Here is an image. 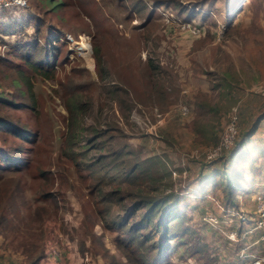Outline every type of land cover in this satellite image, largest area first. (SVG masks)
<instances>
[{
  "label": "rangeland",
  "instance_id": "rangeland-1",
  "mask_svg": "<svg viewBox=\"0 0 264 264\" xmlns=\"http://www.w3.org/2000/svg\"><path fill=\"white\" fill-rule=\"evenodd\" d=\"M46 1L0 9V122L27 133L22 137L0 125V149L20 161L0 170V210L8 212L7 220L11 209L22 216L21 232H7L5 223V231L0 227V264H24L21 242L43 248L38 264H47L51 250L59 252L62 264H107L104 247L123 262L114 228L107 224L124 211L111 204L101 214L94 187L99 176L106 179L103 190L122 187V196L129 194L127 206L137 191L148 197L169 190L185 195L186 212L212 248L214 264L238 257L244 244L254 254L264 253V242L254 235L227 243L220 233L239 229L235 220L231 226L223 220L230 209L240 207L252 216L256 197L264 196V0H241L234 13L238 0H54L55 6ZM186 23L199 32L191 35ZM20 40L45 48L54 44L47 75L42 67L25 65L16 48ZM18 70L27 76L32 102ZM72 102L80 110L74 112ZM233 107V142L210 164V170L237 174L239 190L231 206L220 201L218 177L202 198L195 197L190 181L203 159L190 154L216 142ZM66 140L73 141V150L101 141L74 161ZM98 152L104 157L93 167ZM113 152L124 168L159 155L169 175L161 178L158 169L147 176L139 162L132 182L112 180ZM21 194L28 209L19 206ZM35 207L48 211L44 220L31 221ZM160 214L153 213L150 222ZM205 214L218 219L216 226L202 219ZM150 222L144 228L149 238ZM180 252L177 247L169 255L170 264H207L184 253L181 259Z\"/></svg>",
  "mask_w": 264,
  "mask_h": 264
},
{
  "label": "trees",
  "instance_id": "trees-1",
  "mask_svg": "<svg viewBox=\"0 0 264 264\" xmlns=\"http://www.w3.org/2000/svg\"><path fill=\"white\" fill-rule=\"evenodd\" d=\"M53 1L54 0H47V5H49V3L51 2L52 5L55 6L57 3H53ZM240 1L241 0H238L236 6L231 8L232 13L236 12V9H239L238 6L240 5ZM200 19H203V14L200 15ZM44 37L46 38L45 35ZM46 40L47 39H45V41ZM53 45L49 48H45L46 46H37V43H32V41L29 40H20L16 48L20 51V57L23 59L27 67L32 70H39L42 67L43 71L41 72V74L47 75L44 71V68L52 59L54 48ZM17 72L19 78L22 79V82L26 85L25 94L27 98L32 102L31 93L28 88L29 84L27 82V76H25L19 70ZM72 107L74 108V112L80 110L78 103L72 102ZM0 125L1 127H3L4 130L17 133V135H22V137H26L27 133L24 130L19 131L18 129L11 127V124L7 123L0 122ZM95 141L96 140L88 143L86 146L81 145V148L79 150H73V148H71L73 143L72 140L67 141L66 146L69 150L70 158L76 161L78 153H83L82 151H85L89 146L93 147L95 143L97 145L98 142L101 140H98L97 142ZM97 148L101 149L102 146H97ZM224 151H222L217 157L211 160H203L201 162H198L197 167H199V171L196 176L190 181V183L192 192L195 197L202 198L205 192V187L208 185H213L215 183V177H218L222 183L220 188L218 187L221 192L220 201L225 205L233 206L235 205L234 196L239 190L237 174L234 172V170L226 171L224 170V168H222L220 171H218L216 168H212L210 170V167L212 166H210V164L220 158L221 154ZM108 155H110V153L106 154L105 156ZM111 155H113L112 166H115L116 168L114 170L112 180H115L117 178L120 181L132 182L137 176L138 172L141 170L138 164L139 162L145 163V166L142 167V170L147 172V176H149L152 172H157L158 169L163 172L161 178L164 177V175H169L166 162H164L163 158L159 155L149 156L139 160L138 162L133 160V162H131V165L127 168H124L122 166L121 160H117L118 154H115V152H113L111 153ZM103 157L104 155L98 152L95 155L94 159L91 161V165L94 167V163L100 162ZM19 162V159L15 157L14 154H9L0 149V170H9L11 167H16V163ZM207 165L208 168H206ZM14 169L16 170L18 168ZM96 178L97 180L96 182H94V187H97L96 195L98 196V199L101 200V214L104 216L103 213H107L109 211L111 204L122 207L124 211L123 215H121L120 213L116 214L114 219L111 220L109 224H107V227L114 228L115 235L113 238V242L115 246L120 250L124 261L122 262L118 260L113 254H110L104 247L103 251L101 252V256L107 259V264H170L171 262L169 261V255L177 247H181L182 253L180 252L181 256H179L182 257L181 259H183L184 253V258L194 257L196 259L202 260V262H207V264L215 263L216 258L211 254L212 248L209 244L206 243L204 234L202 232H198L192 226L194 222H192L193 219L191 220L190 216L186 212V208L189 207L185 202V195L179 194V192L177 191L174 192L172 190H169L166 194H158L153 197H148L144 194L140 195L139 191H137L133 193L135 195L133 202L127 206V204H123V201L125 197L129 194H125L122 196V187L121 192L120 188L118 187H111L108 188V190H103L102 186L106 183V179L102 176ZM217 186L218 185H216L215 187L217 188ZM21 197L19 199V206L24 209H28L30 206L27 202L23 200V194H21ZM180 203L185 206V209L181 208ZM164 204L165 207L163 210L161 205ZM139 207H141L142 210L139 212L138 215L134 216V212ZM11 210L12 213L9 214V220H7L6 217V214L8 212L0 210V227L3 229V231H5L3 224L5 223V228L7 229V232H21L18 222L20 221L22 216H20L19 218V213L15 212L13 209ZM157 211H161V214L153 224L150 222L151 216ZM47 212L48 211L44 210L43 208L35 207L33 209V217H31V221L40 222L41 220H44ZM131 215L132 218L129 220V217ZM188 221L192 222L191 225L188 224ZM249 221L250 219L245 222H238L239 229L236 228V235L238 237L241 236L244 224ZM7 222L8 224H6ZM149 222L153 228V234H151L150 238L148 237V234L144 231L145 224ZM40 234L41 232H39V238ZM152 236L155 238L154 243H151ZM95 237L100 240V236ZM223 237L227 241V243H230L224 235ZM242 238L243 237H241L240 239ZM14 239L15 235L12 236L10 243H15L13 241ZM100 245H102L103 248V243H101ZM19 247L21 261L24 264H38L39 260L44 254L43 248L37 247L35 243L30 242L28 245H26L25 242H21L19 244ZM246 251L250 252L247 248ZM214 253L218 256L219 251L217 252V249L214 248ZM238 257L236 256L233 260L227 262H224L225 260H223L222 258L221 263L243 264L244 258Z\"/></svg>",
  "mask_w": 264,
  "mask_h": 264
},
{
  "label": "built area",
  "instance_id": "built-area-1",
  "mask_svg": "<svg viewBox=\"0 0 264 264\" xmlns=\"http://www.w3.org/2000/svg\"><path fill=\"white\" fill-rule=\"evenodd\" d=\"M26 4V0H0V9H19L25 7ZM185 26L186 30L191 35L197 34L199 32V28L195 25H189L186 23ZM179 111L182 115L186 114V106H180ZM236 130V111L233 107L229 112V118L225 122L216 142L201 151L194 149L191 151L190 155L195 158L201 156L203 160H211L217 157L223 150L231 146ZM174 173L175 171L171 170V174ZM202 219L210 223L212 226H216V223L218 222V219L210 214H205ZM249 219L250 221L244 224V228L242 229L240 237L236 235L235 226L230 227L226 229V232L221 233L230 242H236L241 237L252 235L255 236V240H261L264 242V196L256 197L254 201V210L252 216L246 215L243 210L238 207V209H230L223 220L226 223V226H231L234 220L236 222H245ZM247 247L248 245L244 244L239 248V252L237 253L239 257L244 258L243 264H264V253L254 254L252 252H247ZM82 255L83 256L81 257L86 260V253H83ZM46 258L48 260L47 264H62L59 260V252L57 251L51 250L46 256Z\"/></svg>",
  "mask_w": 264,
  "mask_h": 264
}]
</instances>
